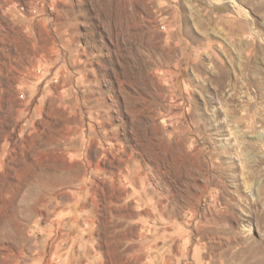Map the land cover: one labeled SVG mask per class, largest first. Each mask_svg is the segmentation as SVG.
Returning a JSON list of instances; mask_svg holds the SVG:
<instances>
[{
  "label": "rangeland",
  "instance_id": "374dc122",
  "mask_svg": "<svg viewBox=\"0 0 264 264\" xmlns=\"http://www.w3.org/2000/svg\"><path fill=\"white\" fill-rule=\"evenodd\" d=\"M4 9L37 95L0 97V264H264V0Z\"/></svg>",
  "mask_w": 264,
  "mask_h": 264
},
{
  "label": "crops",
  "instance_id": "0c3cea01",
  "mask_svg": "<svg viewBox=\"0 0 264 264\" xmlns=\"http://www.w3.org/2000/svg\"><path fill=\"white\" fill-rule=\"evenodd\" d=\"M16 1L0 0V97H12L22 91L25 93L27 90L30 94L37 95L36 89L31 87L27 89L28 85L32 86L31 81L35 79L33 68L37 47L33 31L29 33L27 31L29 25L20 24L19 16L15 18L4 9L6 4L12 7ZM21 17H23L22 21L28 19L24 13ZM25 38L28 40L25 41ZM8 82H14L15 87L13 89L6 88Z\"/></svg>",
  "mask_w": 264,
  "mask_h": 264
}]
</instances>
